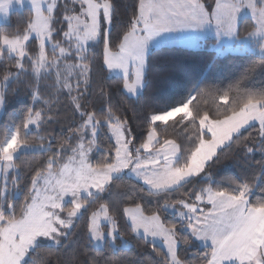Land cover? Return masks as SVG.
<instances>
[{
	"label": "snow or ice",
	"instance_id": "6c2138e0",
	"mask_svg": "<svg viewBox=\"0 0 264 264\" xmlns=\"http://www.w3.org/2000/svg\"><path fill=\"white\" fill-rule=\"evenodd\" d=\"M5 115L0 264H264V0H0Z\"/></svg>",
	"mask_w": 264,
	"mask_h": 264
},
{
	"label": "trees",
	"instance_id": "16d2710c",
	"mask_svg": "<svg viewBox=\"0 0 264 264\" xmlns=\"http://www.w3.org/2000/svg\"><path fill=\"white\" fill-rule=\"evenodd\" d=\"M20 20L19 13H13L11 17V23L9 25L10 28L16 26L18 21ZM214 44L213 40H208L204 43L201 49H188L183 46H178L173 52L169 53V55H183L188 57L195 62H199L201 66L206 65L210 60L213 59L215 53L211 51V47ZM249 61L247 59H240L234 57H222L215 60L212 69L210 70L211 78L206 81V83L217 84L221 87L226 86L228 83L234 82L239 77V74L243 70L244 66L248 64ZM167 76L168 84L178 86L175 90L179 91L186 83L184 76L179 72L178 69L173 68L171 65H161L156 72H154V79L152 86L148 89V95H154L159 88L166 87V84L159 83V77ZM188 87L191 85L188 84ZM21 96L19 98H14L12 104L9 106L8 115L13 116V118H18L19 112L18 109L22 108L24 105L18 103V99H23ZM8 115L0 116V122L6 120ZM179 119V117H176ZM169 124H172V121H169ZM58 130V129H57ZM181 133L180 126L177 125L176 129L169 128V135L179 136ZM219 179H224L225 176H236L240 170L238 168L231 169H221L219 172L217 170H213ZM83 227V225H81ZM127 238V237H126ZM195 252L194 249L189 250V256H192Z\"/></svg>",
	"mask_w": 264,
	"mask_h": 264
}]
</instances>
